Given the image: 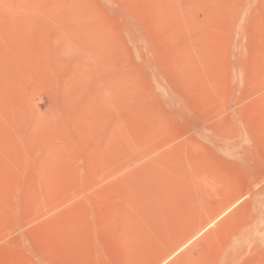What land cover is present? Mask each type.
<instances>
[{
	"label": "rangeland",
	"instance_id": "rangeland-1",
	"mask_svg": "<svg viewBox=\"0 0 264 264\" xmlns=\"http://www.w3.org/2000/svg\"><path fill=\"white\" fill-rule=\"evenodd\" d=\"M0 264H264V0H0Z\"/></svg>",
	"mask_w": 264,
	"mask_h": 264
}]
</instances>
